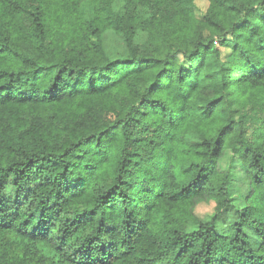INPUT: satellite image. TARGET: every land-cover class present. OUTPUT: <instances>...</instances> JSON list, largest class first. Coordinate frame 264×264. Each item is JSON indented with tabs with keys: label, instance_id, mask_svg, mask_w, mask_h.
Returning a JSON list of instances; mask_svg holds the SVG:
<instances>
[{
	"label": "trees",
	"instance_id": "16d2710c",
	"mask_svg": "<svg viewBox=\"0 0 264 264\" xmlns=\"http://www.w3.org/2000/svg\"><path fill=\"white\" fill-rule=\"evenodd\" d=\"M207 1L0 0V264H264V0Z\"/></svg>",
	"mask_w": 264,
	"mask_h": 264
},
{
	"label": "rangeland",
	"instance_id": "374dc122",
	"mask_svg": "<svg viewBox=\"0 0 264 264\" xmlns=\"http://www.w3.org/2000/svg\"><path fill=\"white\" fill-rule=\"evenodd\" d=\"M122 3L120 1L114 2L116 9H121ZM208 6L207 0H195V11L198 16H202ZM143 37V34L137 35L138 41ZM104 42L110 55L124 54V46L120 35L113 31H106L104 34ZM223 168H228L232 172L230 183V190L234 203L240 205L243 202V197L247 194L249 185L245 175V171L241 165L240 160L236 156H231L229 153L225 154L221 161ZM213 211V202L211 200L199 201L195 208L194 213L200 219H209ZM231 215V214H230ZM232 216H230L231 218Z\"/></svg>",
	"mask_w": 264,
	"mask_h": 264
}]
</instances>
